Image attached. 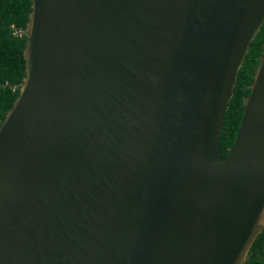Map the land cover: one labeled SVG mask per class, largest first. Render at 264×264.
<instances>
[{"label": "water", "instance_id": "95a60500", "mask_svg": "<svg viewBox=\"0 0 264 264\" xmlns=\"http://www.w3.org/2000/svg\"><path fill=\"white\" fill-rule=\"evenodd\" d=\"M0 126V264H244L264 229V0H30Z\"/></svg>", "mask_w": 264, "mask_h": 264}, {"label": "trees", "instance_id": "16d2710c", "mask_svg": "<svg viewBox=\"0 0 264 264\" xmlns=\"http://www.w3.org/2000/svg\"><path fill=\"white\" fill-rule=\"evenodd\" d=\"M30 0H0V126L18 96V85L25 76L23 50L26 28L31 11ZM264 49V23L237 73L233 96L224 116L220 136V152L226 158L233 145L243 116V104L250 93V86L259 58ZM244 264H264V229L252 243Z\"/></svg>", "mask_w": 264, "mask_h": 264}]
</instances>
